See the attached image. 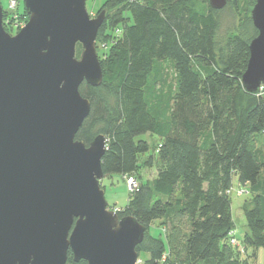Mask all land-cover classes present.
Listing matches in <instances>:
<instances>
[{"label": "trees", "instance_id": "16d2710c", "mask_svg": "<svg viewBox=\"0 0 264 264\" xmlns=\"http://www.w3.org/2000/svg\"><path fill=\"white\" fill-rule=\"evenodd\" d=\"M255 1L227 0L213 10L208 0H106L97 35L110 43L102 82L79 87L90 112L76 140L88 146L105 137L103 177L134 175L143 158L157 168L154 179L138 182L119 217L131 215L147 229L184 217L186 264H249L250 255H234L229 244L234 225L226 192L233 177L249 198L241 242L264 255V83L254 93L241 85L257 35L250 18ZM230 7L235 23L218 40L217 13ZM17 13L27 20L22 7ZM8 15L3 10V19ZM146 134L158 140L155 157H145L149 144L139 137ZM147 229L136 252L152 264L166 243ZM164 262L173 264L170 256ZM67 264L86 263L68 253Z\"/></svg>", "mask_w": 264, "mask_h": 264}, {"label": "water", "instance_id": "95a60500", "mask_svg": "<svg viewBox=\"0 0 264 264\" xmlns=\"http://www.w3.org/2000/svg\"><path fill=\"white\" fill-rule=\"evenodd\" d=\"M85 3L22 0L27 22L13 36L0 5V264H67L68 253L86 264L138 258L146 228L109 209L100 188L105 137L76 140L90 112L79 87L102 82L95 43L105 11L91 18ZM226 4L208 0L213 10ZM250 18L257 35L241 85L254 93L264 83V0Z\"/></svg>", "mask_w": 264, "mask_h": 264}, {"label": "rangeland", "instance_id": "374dc122", "mask_svg": "<svg viewBox=\"0 0 264 264\" xmlns=\"http://www.w3.org/2000/svg\"><path fill=\"white\" fill-rule=\"evenodd\" d=\"M11 0H0V5L2 10H8V5ZM106 0H86L85 8L87 13L91 18L97 16L101 11H105L106 18L108 16L107 10L103 8V4ZM18 4V2H17ZM21 7H24L21 0V6H18V11L21 10ZM230 8H226L217 13L218 19V30H217V39L222 40L224 36L229 32V30L233 27L235 20L232 10ZM125 15V13H124ZM21 23L24 21L19 19ZM4 30L12 36V34H16L20 30H17L14 26L13 21L9 19V16L4 18ZM14 34V35H15ZM96 55L99 59L100 65L103 64L105 60V56L108 54V50L110 48L109 39L106 36L100 34L96 38L95 43ZM82 53V47L80 44L76 45L75 48V58L77 60L80 59ZM168 69V68H167ZM158 88V87H157ZM142 140L147 141L149 144V151L145 154V157L148 158L150 155H156V146L158 140L155 137H151L148 134L139 137ZM256 144L263 147V140L261 137L256 138ZM144 161V158L141 159V164ZM156 165H153L150 168H144L140 165L139 169L136 170L134 175H131L136 181L144 182L149 181L154 176L156 172ZM100 188L104 191V199L108 205L109 209L120 211L126 207L127 202L130 200L131 194H128L126 184L122 178V176L117 174H112L108 176H104L100 181ZM244 188L240 186L235 177L232 179V192L229 195V206H230V215L233 222V229L235 230V238L237 239L238 245L232 246L231 251L234 255H237L238 251H244V256L250 255L248 259L249 264H262L264 262V255L262 249L258 248L255 251L253 247L244 244L247 242L243 241L244 234L248 233V228L246 224L245 217L242 212V205L248 201V197L246 194L237 195L236 190ZM117 211V212H118ZM160 223V226H159ZM154 221L147 229V233L154 239H162L166 243V248L163 249V255L161 258H168L170 256L171 262L173 264H186L184 260V244L186 235L188 233V224L184 217H175L172 219H163L162 221ZM160 258V262H161ZM149 257L146 254H139L136 264H148ZM158 264H164L158 263Z\"/></svg>", "mask_w": 264, "mask_h": 264}, {"label": "built area", "instance_id": "2783aa9c", "mask_svg": "<svg viewBox=\"0 0 264 264\" xmlns=\"http://www.w3.org/2000/svg\"><path fill=\"white\" fill-rule=\"evenodd\" d=\"M17 9H18V4H17V1L16 0H11L9 2V5H8V10L7 12L9 13V19L10 21L12 20L13 23H14V26L16 27V29L18 30L19 28L21 29L25 23L27 22L24 21L23 23H21L19 21V16H18V13H17ZM3 27H4V19H3ZM125 184H126V187H127V191H128V194H132L134 191L137 190L138 188V181H136V179H134L132 176H123L122 177ZM244 189L241 190V189H237L236 190V194L239 196V195H242V194H246L247 195V190L245 187H243ZM232 192V187L226 192L227 195H230ZM114 211H118L117 209H115ZM235 230L233 229L230 233H229V244L231 246H236L238 245V242H237V239L235 238ZM165 259L164 258H161V262L158 261V263H162L164 262Z\"/></svg>", "mask_w": 264, "mask_h": 264}, {"label": "crops", "instance_id": "0c3cea01", "mask_svg": "<svg viewBox=\"0 0 264 264\" xmlns=\"http://www.w3.org/2000/svg\"><path fill=\"white\" fill-rule=\"evenodd\" d=\"M140 165H142L144 168H150V167H147L146 166V164H140ZM156 171H157V169H156ZM155 176H156V172L154 173V176L151 178V179H149V181H151L152 179H154L155 178ZM145 182V181H144Z\"/></svg>", "mask_w": 264, "mask_h": 264}, {"label": "flooded vegetation", "instance_id": "af4514ba", "mask_svg": "<svg viewBox=\"0 0 264 264\" xmlns=\"http://www.w3.org/2000/svg\"><path fill=\"white\" fill-rule=\"evenodd\" d=\"M17 33V32H16ZM15 34V33H14ZM14 34H12V36L14 35ZM9 35H10V33H9Z\"/></svg>", "mask_w": 264, "mask_h": 264}, {"label": "bare ground", "instance_id": "6f19581e", "mask_svg": "<svg viewBox=\"0 0 264 264\" xmlns=\"http://www.w3.org/2000/svg\"><path fill=\"white\" fill-rule=\"evenodd\" d=\"M138 187H139V185H138ZM122 210V209H121ZM164 264H165V262H164Z\"/></svg>", "mask_w": 264, "mask_h": 264}]
</instances>
